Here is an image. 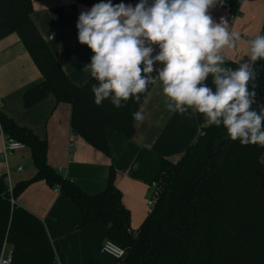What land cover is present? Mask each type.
I'll return each instance as SVG.
<instances>
[{
	"label": "trees",
	"instance_id": "trees-1",
	"mask_svg": "<svg viewBox=\"0 0 264 264\" xmlns=\"http://www.w3.org/2000/svg\"><path fill=\"white\" fill-rule=\"evenodd\" d=\"M77 2L91 8L101 0ZM121 2L135 6L139 0H112ZM240 2L225 0L218 6L236 15ZM31 11V0H0V40L16 34L42 76L24 92L23 106L28 109L49 95L57 104H69L71 132L109 158L110 167L105 188L88 194L47 164L45 141L0 112L2 134L29 150L35 170L10 190L5 175L0 176V257L9 254V264H57L42 221L16 203L28 185L43 181L75 204L82 227L106 226L105 239L124 250L115 264H264V146L233 141L223 126H208L199 114L198 134L175 163L135 146L132 114L153 84L139 94V101L129 99L121 108L108 100L96 106L91 92L96 81L90 77L76 85L68 79L33 25ZM239 65L225 61L233 69ZM254 67L255 99L264 103V59ZM128 167L132 178L161 189L136 234L114 185L116 172Z\"/></svg>",
	"mask_w": 264,
	"mask_h": 264
},
{
	"label": "crops",
	"instance_id": "crops-1",
	"mask_svg": "<svg viewBox=\"0 0 264 264\" xmlns=\"http://www.w3.org/2000/svg\"><path fill=\"white\" fill-rule=\"evenodd\" d=\"M30 19L70 81L83 85L90 74L83 71L94 53L78 42L76 24L82 11L91 8L77 0H31ZM215 22L224 17L229 31L240 34L236 47H225L221 55L225 61L237 64L250 58L249 41L264 35V0H241L236 15H230L218 5L209 9ZM153 55L158 54L152 45ZM155 67H162L159 63ZM42 80L25 47L16 34L0 40V112L17 125L29 128L47 144L46 162L61 175L79 185L88 194L101 192L106 185L110 160L90 146L70 129V105L57 104L52 95L26 109L24 92ZM207 85L214 90L212 77ZM162 90V83L153 84L138 111L142 121L134 120L135 133L131 142L171 163L180 159L199 131L196 118L170 111V103ZM191 111V110H190ZM2 138L0 135V153ZM12 185L30 179L35 170L27 148L16 151L7 159ZM21 167L18 171L17 168ZM0 157V176L5 174ZM135 166H133V169ZM114 185L121 194V204L129 213V225L136 231L148 216L145 204L152 188L130 175V167L117 171ZM17 205L37 216L43 223L57 264H85L94 260L99 264H115V260L101 252L106 226L94 223L81 226V215L72 201L50 188L43 181L28 185L16 201Z\"/></svg>",
	"mask_w": 264,
	"mask_h": 264
},
{
	"label": "clouds",
	"instance_id": "clouds-1",
	"mask_svg": "<svg viewBox=\"0 0 264 264\" xmlns=\"http://www.w3.org/2000/svg\"><path fill=\"white\" fill-rule=\"evenodd\" d=\"M224 3L139 0L133 6L101 0L82 11L76 28L78 42L94 53L83 71L96 81L91 85L95 105L108 100L121 108L129 99L139 101V94L159 81L170 111L202 115L208 126H223L231 140L264 146V103L255 99L254 67L264 59V35L249 41V60L235 69L225 66L221 51L236 47L240 34L229 31L224 17L215 22L209 14ZM152 45H158V54L153 55ZM157 63L162 67L154 68ZM209 75L214 90L206 83ZM132 115L135 121L144 119L141 111Z\"/></svg>",
	"mask_w": 264,
	"mask_h": 264
},
{
	"label": "built area",
	"instance_id": "built-area-1",
	"mask_svg": "<svg viewBox=\"0 0 264 264\" xmlns=\"http://www.w3.org/2000/svg\"><path fill=\"white\" fill-rule=\"evenodd\" d=\"M0 135L2 138V148H1V153H0V157L1 160L5 163L6 168H5V182L9 188V190L12 187V184L9 180L8 174H9V168L7 166V159L8 157H10L13 153H15L16 151H20L24 148V145L18 141H15L13 139L7 138L5 137L1 130H0ZM18 171L21 170V167L17 168ZM151 188H152V192L150 197L147 199L145 207L147 209L148 212H151L157 199L159 196V193L161 191L160 187H156L155 184H151ZM56 190V189H55ZM57 191V190H56ZM101 252L109 257H111L112 259H114L116 261V263H118V261L123 257L124 255V250L122 248H120L119 246L115 245L114 243L105 240L102 244L101 247ZM9 254H1L0 257V264H9Z\"/></svg>",
	"mask_w": 264,
	"mask_h": 264
},
{
	"label": "rangeland",
	"instance_id": "rangeland-1",
	"mask_svg": "<svg viewBox=\"0 0 264 264\" xmlns=\"http://www.w3.org/2000/svg\"><path fill=\"white\" fill-rule=\"evenodd\" d=\"M262 161H264V158H262ZM134 232V234H136V231H133Z\"/></svg>",
	"mask_w": 264,
	"mask_h": 264
},
{
	"label": "water",
	"instance_id": "water-1",
	"mask_svg": "<svg viewBox=\"0 0 264 264\" xmlns=\"http://www.w3.org/2000/svg\"><path fill=\"white\" fill-rule=\"evenodd\" d=\"M10 257V256H9Z\"/></svg>",
	"mask_w": 264,
	"mask_h": 264
}]
</instances>
